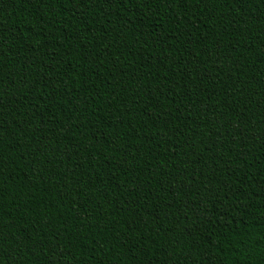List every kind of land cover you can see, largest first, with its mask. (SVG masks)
<instances>
[{"label":"trees","instance_id":"16d2710c","mask_svg":"<svg viewBox=\"0 0 264 264\" xmlns=\"http://www.w3.org/2000/svg\"><path fill=\"white\" fill-rule=\"evenodd\" d=\"M0 264H264V0H0Z\"/></svg>","mask_w":264,"mask_h":264}]
</instances>
